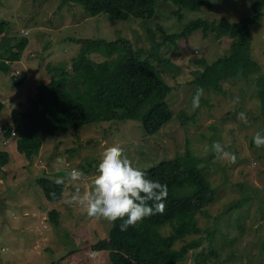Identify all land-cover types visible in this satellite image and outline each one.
I'll use <instances>...</instances> for the list:
<instances>
[{
	"label": "rangeland",
	"instance_id": "1",
	"mask_svg": "<svg viewBox=\"0 0 264 264\" xmlns=\"http://www.w3.org/2000/svg\"><path fill=\"white\" fill-rule=\"evenodd\" d=\"M255 1L212 0V9L183 8L181 17L174 14L178 5L161 0L151 19L117 21L105 13L88 17L82 4L68 0H0V22H8L7 34L30 40L23 60L14 65L17 72L27 73L25 83L16 87L11 76L0 72V151L10 154V162L0 168V264H50L109 236L113 222L91 218L83 207L67 202L74 191L67 179L57 203L47 199L37 181L43 176L57 181L65 177L59 172L76 168L85 173L82 181L75 182L81 193L92 191L101 153L116 144L143 171L182 157L188 150L216 191L215 202L205 209L209 215H199L205 242L197 253H208L214 247L216 256L208 264H264V147L253 142L257 132H264L256 82L264 74V15L252 25V56L260 64V74L229 78L222 82V90L203 89L195 110L191 102L197 89L194 80L196 72L204 70L198 60L212 64L229 52L231 39H218L214 34L204 37L202 30L176 42L167 38L180 34L196 19L240 21L253 14ZM151 36L160 43L162 57L170 61L165 66V79L173 87L166 100L173 118L158 133L147 134L142 123L132 119L84 125L78 135L73 131L44 133L41 153L32 160L18 151L14 134L6 136L5 129L13 126V111L26 107L39 79L49 80L47 65L71 67L72 59L80 55L81 45L75 39H123L147 56L153 48ZM90 58L98 63L105 60L100 53ZM155 61L152 57L151 62ZM239 113L245 114L247 123L238 119ZM217 141L235 154L234 163L216 158L212 144ZM58 158L64 160L62 167L56 166ZM247 195L250 199L245 202ZM240 201L243 207L234 208ZM53 210L60 214L58 226L50 219ZM237 219L245 223L243 232L236 227ZM161 231L168 235L173 227L168 225ZM198 238L192 235L185 242ZM181 264H195L193 253Z\"/></svg>",
	"mask_w": 264,
	"mask_h": 264
},
{
	"label": "trees",
	"instance_id": "2",
	"mask_svg": "<svg viewBox=\"0 0 264 264\" xmlns=\"http://www.w3.org/2000/svg\"><path fill=\"white\" fill-rule=\"evenodd\" d=\"M68 1L82 4L88 17L105 13L110 19L127 21L131 17L153 18L161 0ZM164 1L178 5L180 8L174 14L181 17L183 8L201 11L213 7L212 0ZM262 15L264 0H256L253 14L240 21L196 19L190 21L180 34L167 35V38L176 42L198 30L203 31L204 37L214 34L218 39L230 38L226 55L212 64L205 59L198 60L204 70L197 71L194 80L197 88L222 90V82L229 78L238 80L260 74V64L252 56V25ZM7 30L8 22H0V72L11 76L16 87H20L25 83L27 73L17 72L14 65L23 60L30 40L25 36L11 37ZM151 37L153 48L147 56L123 39L114 42L75 39L81 45L80 55L72 59L71 67L47 65L49 80L39 79L36 91L28 96L26 107L13 111V126L5 129L6 136L14 134L18 151L32 160L41 153V134L44 133L73 131L78 135L79 128L84 125L126 119L140 121L149 135L158 133L173 118V111L166 101L173 87L165 79V66L170 61L162 57L160 43L155 36ZM93 53L102 54L105 60L93 61L90 58ZM152 57L155 64L151 62ZM256 82L264 117V74H260ZM181 156L144 170L149 179L168 186L163 214L146 217L123 232L120 230L123 220L118 219L113 222L108 237L70 251L50 264H181L191 253L195 256V264H208L216 254L214 247L208 253H197L205 242L201 237L203 230L199 215H209L205 209L215 202L216 191L206 174L193 162L188 150ZM9 162L10 154L0 151V168ZM66 172L61 171L58 175L65 176ZM37 183L48 200L61 201L65 183L57 184L48 176L41 177ZM249 199L247 195L243 201ZM242 205L240 201L234 208ZM59 215L57 210L50 212V219L56 226L60 223ZM238 219L236 227L243 232L245 223L242 219L239 223ZM168 225L173 227V232L164 235L161 229ZM192 235H199V238L185 242ZM182 241L184 245L175 249L174 246Z\"/></svg>",
	"mask_w": 264,
	"mask_h": 264
},
{
	"label": "clouds",
	"instance_id": "3",
	"mask_svg": "<svg viewBox=\"0 0 264 264\" xmlns=\"http://www.w3.org/2000/svg\"><path fill=\"white\" fill-rule=\"evenodd\" d=\"M203 94V88L198 87L191 99L193 110L199 108ZM238 119L247 123L244 113H239ZM253 142L258 148L264 147V132H257ZM212 150L219 160L236 161L235 154L228 152L219 141L212 144ZM63 165V158H58L56 166ZM84 178L83 171L72 168L65 173V177L57 179L56 183L64 184L67 179L73 185L74 191L67 202L83 207L89 217L103 218L109 222L123 220L120 225L122 232L146 217L163 214L165 211L168 186L149 179L138 162L129 158L124 148L118 144L104 148L94 177L93 190L81 193L80 185L75 182Z\"/></svg>",
	"mask_w": 264,
	"mask_h": 264
}]
</instances>
